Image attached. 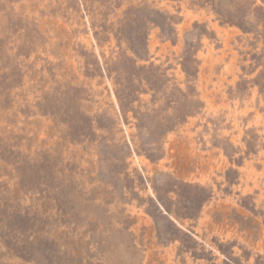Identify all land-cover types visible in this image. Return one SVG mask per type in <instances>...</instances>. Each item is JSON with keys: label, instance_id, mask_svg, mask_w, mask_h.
Wrapping results in <instances>:
<instances>
[{"label": "rangeland", "instance_id": "obj_1", "mask_svg": "<svg viewBox=\"0 0 264 264\" xmlns=\"http://www.w3.org/2000/svg\"><path fill=\"white\" fill-rule=\"evenodd\" d=\"M0 264H264V0H0Z\"/></svg>", "mask_w": 264, "mask_h": 264}]
</instances>
